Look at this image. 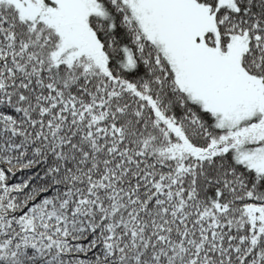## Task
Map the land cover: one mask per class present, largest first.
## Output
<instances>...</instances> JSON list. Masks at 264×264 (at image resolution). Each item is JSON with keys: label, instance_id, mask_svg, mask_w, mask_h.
Here are the masks:
<instances>
[{"label": "snow or ice", "instance_id": "obj_1", "mask_svg": "<svg viewBox=\"0 0 264 264\" xmlns=\"http://www.w3.org/2000/svg\"><path fill=\"white\" fill-rule=\"evenodd\" d=\"M0 264H264V0H0Z\"/></svg>", "mask_w": 264, "mask_h": 264}]
</instances>
